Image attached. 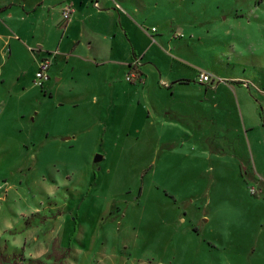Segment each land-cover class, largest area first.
Wrapping results in <instances>:
<instances>
[{
	"label": "rangeland",
	"instance_id": "374dc122",
	"mask_svg": "<svg viewBox=\"0 0 264 264\" xmlns=\"http://www.w3.org/2000/svg\"><path fill=\"white\" fill-rule=\"evenodd\" d=\"M122 1L131 36L161 37L163 78L208 69L234 90H215L228 97L214 108L196 79L131 90L84 63L51 93L34 56L0 54V251L16 264H264V0ZM51 31L34 36L52 49ZM52 51L51 73L64 62Z\"/></svg>",
	"mask_w": 264,
	"mask_h": 264
},
{
	"label": "crops",
	"instance_id": "0c3cea01",
	"mask_svg": "<svg viewBox=\"0 0 264 264\" xmlns=\"http://www.w3.org/2000/svg\"><path fill=\"white\" fill-rule=\"evenodd\" d=\"M58 1L0 0V54L4 59L7 57L9 59L15 58V55L19 51L30 53L34 56L33 67L36 70L35 64H37L39 59L47 57L49 55L48 52L52 50L56 51L53 57L54 63L58 61L57 58L60 59L57 55L63 56L62 59L66 64L63 62L59 70L56 68L57 72L53 71L51 73V62L48 71L49 78L44 84L49 91L53 90L50 85V80L53 77L56 85L63 80L64 65L70 66L72 71L77 69L78 64L87 63L89 66L94 67L95 65L97 68L99 66L101 67L99 69L104 70V80L109 81V86H112L114 84L112 80L114 76L121 75V77H124L135 59H138L140 62L139 70L143 81L129 83L128 85L131 87V90L134 89V85L139 84L148 88L150 92L153 86L148 87L147 81H155L158 78V87L166 88L175 93L174 91L179 85H188L192 83L193 79L197 80V73L194 74L192 79L184 75H174L166 79L164 76L163 78V67L152 53L153 49H156L155 41L162 45L161 37L154 38V35H157V31H149L147 34L141 32L140 36L142 40L131 36L126 27V21L129 18L133 19V17L129 16L131 13L122 0ZM65 3L71 4L73 12L71 21L62 29L60 28L62 19L61 8ZM47 22H49L52 28L51 34H56L54 39L55 46L52 49L51 47H47L50 44L49 40L45 42L39 41L40 38H35L34 36L39 31L40 25H46ZM34 48L37 50L32 51ZM44 49L46 51L42 52ZM172 63H175V61L172 60ZM107 70H109L108 75ZM204 71L210 73L208 69H204ZM52 74L53 76H51ZM180 80L189 81L181 82ZM214 83L215 81L212 77L211 83L198 82V85H200V89L206 94L203 96V101L211 103V107L220 108V106L222 107L226 103L228 95H218L217 93L213 94V92L224 88L226 92L230 93V89H234L227 82L221 85ZM193 84H196V82ZM170 97L160 95L157 98L155 96L156 100L161 99V101L163 98H169L170 100ZM93 98L97 103L96 96H93ZM231 102L234 107L235 103L240 105L238 96L233 97ZM173 108L171 107L170 110L166 113L163 111V113L171 116L170 112L174 111ZM244 128L246 129L247 126L244 125Z\"/></svg>",
	"mask_w": 264,
	"mask_h": 264
},
{
	"label": "built area",
	"instance_id": "2783aa9c",
	"mask_svg": "<svg viewBox=\"0 0 264 264\" xmlns=\"http://www.w3.org/2000/svg\"><path fill=\"white\" fill-rule=\"evenodd\" d=\"M73 8L71 4L65 3L61 8V23L60 28H65L66 25L71 21ZM154 29H152L153 31ZM56 51L51 52V55L55 54ZM139 60L135 59V61L129 66V71L125 75V80L129 83H137L142 82L143 79L141 77V72L139 70ZM51 65L50 57H44L37 61L36 70L34 72V85L36 84L39 87H43L45 82L48 80L49 75L48 71ZM197 80L201 83H211L212 75L206 71H199Z\"/></svg>",
	"mask_w": 264,
	"mask_h": 264
},
{
	"label": "trees",
	"instance_id": "16d2710c",
	"mask_svg": "<svg viewBox=\"0 0 264 264\" xmlns=\"http://www.w3.org/2000/svg\"><path fill=\"white\" fill-rule=\"evenodd\" d=\"M181 82H188L189 80H180ZM94 184H95V182H94ZM74 223V229H73V233H72V235L74 236L75 234H76V232H77V227H76V223H75V221L73 222ZM71 240V239H70ZM71 249V245H70V243H69V245H68V247L64 250V252L66 253V254H68V251ZM0 264H16L15 263V256H12V258L11 257H6V256H4L3 254H2V252L0 251Z\"/></svg>",
	"mask_w": 264,
	"mask_h": 264
},
{
	"label": "water",
	"instance_id": "95a60500",
	"mask_svg": "<svg viewBox=\"0 0 264 264\" xmlns=\"http://www.w3.org/2000/svg\"><path fill=\"white\" fill-rule=\"evenodd\" d=\"M101 156L100 155H96L95 158H94V161L95 162H98L99 160H101Z\"/></svg>",
	"mask_w": 264,
	"mask_h": 264
}]
</instances>
